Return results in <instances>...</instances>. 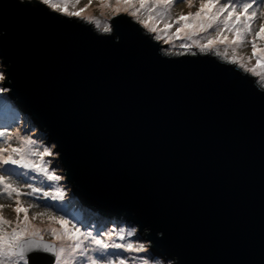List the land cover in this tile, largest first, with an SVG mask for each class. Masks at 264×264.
I'll return each instance as SVG.
<instances>
[{
    "label": "water",
    "instance_id": "obj_1",
    "mask_svg": "<svg viewBox=\"0 0 264 264\" xmlns=\"http://www.w3.org/2000/svg\"><path fill=\"white\" fill-rule=\"evenodd\" d=\"M66 7L0 0V62L72 194L174 264H264V80L213 53L171 55L127 14Z\"/></svg>",
    "mask_w": 264,
    "mask_h": 264
},
{
    "label": "snow or ice",
    "instance_id": "obj_2",
    "mask_svg": "<svg viewBox=\"0 0 264 264\" xmlns=\"http://www.w3.org/2000/svg\"><path fill=\"white\" fill-rule=\"evenodd\" d=\"M183 3L185 0H154V2L149 7L146 3V0H116L117 7L115 11L119 14L121 11L128 13L130 16L134 17L139 23L143 24L145 28L148 29L151 33H156L154 39L161 40L164 39L165 42L170 41L168 35L170 25L165 20L163 29L157 28L153 24H150L148 21L153 20L155 16L157 21L164 20L165 17L169 15V11L173 3ZM42 3L49 5L51 8L56 11H65L67 12V7H61L58 4L52 2V0H42ZM137 3L139 7H137ZM256 3V0H224V3H221L220 0H201L200 10L194 15L189 13L191 17V23H185L187 17L181 15L176 23L180 25L177 28V31L174 35H179L181 32L188 31V34L191 35L195 31H204L206 32L209 28H213L215 25L216 28V39L209 38L208 42L203 45H199L201 51L212 50V47L216 43H227L229 47L232 48V56L230 63L237 64L240 68H245L247 71H251L254 75L260 76L261 80H264V68H261L258 71L255 67L248 69L244 63L243 58H240L236 55V50L244 42L245 38L249 35L252 36L250 41L252 45L253 55L256 56L257 63L264 60V49L259 50L257 48L256 37H259L261 40H264V11L254 10L253 5ZM189 7L192 6V0H188ZM264 4V0H262ZM105 7H110L111 5H104ZM122 6V7H121ZM87 7V6H86ZM213 8L215 11H213ZM144 9L146 11L147 20L141 19L140 11ZM84 9L79 11H73L69 14L72 16H81ZM222 17V18H221ZM91 19V18H89ZM97 26L99 27V21H96ZM259 23L258 30L253 29V25ZM227 29L229 32L233 33L234 39L231 41L228 40V37L223 35V30ZM112 29L109 26L103 28L104 32H110ZM218 55H223L225 58H228L229 53L227 51L223 53H217ZM4 77L0 74V80H3ZM6 91V89L0 88V92ZM0 126H3V120L0 119ZM5 133L0 132V136H4ZM11 139V137H8ZM22 144L25 147L22 148H0V197H7L9 199L13 198V194L16 196V207L13 209L17 213V222L16 226L11 230L7 231L5 226L10 224L8 221L0 214V264H29L28 254L43 252L51 253L56 260V264H74L75 257L79 251V255L86 257L87 264H99L100 261L107 259V264H115V262L108 257L116 255V253H109V249H124L129 252H144L145 248L143 245L139 247H134L132 243H117L113 240L112 234H108L107 241L99 238L103 235L101 232H97L96 236H90L91 243L95 245V248L92 249L96 254V258H93L88 255L87 250L83 247L82 241L79 239V229L75 231H70L67 227L68 221L63 217H50L55 223L62 226V230L57 228H50V234L56 238V240H68L72 241L68 246L61 245L57 247L54 243H47L44 240L43 235L41 234V229L34 227L29 221L28 209L20 206L19 197L22 195L19 187L14 186L10 180L15 177L17 179H22L25 177L26 173L21 172L20 169H30L33 172H40L51 181H59L62 177L55 174V172H49V169L45 166L47 163L43 160L46 156L54 155L52 151L48 148H45L43 151H32L27 146L33 144V141L30 139H24ZM8 153L5 155L4 153ZM15 154V156H14ZM29 156H38L40 157L41 163L37 164L35 161L30 160ZM15 165L13 167H5ZM51 185H49L50 187ZM29 187L31 185L29 184ZM39 189L32 188V190L26 195L32 196ZM44 197H51V200H63L64 193L61 190H57L55 195L51 193H44ZM46 207H57V210H62V206H57L51 204L50 201H45ZM5 205H0V212H2ZM23 212L24 218L23 221H20L19 214ZM37 216H44L45 213H37ZM90 235V234H89ZM121 241L125 240V236L121 234L119 236ZM107 254V255H106ZM119 264H125V261L121 259ZM141 264H148L147 259H143Z\"/></svg>",
    "mask_w": 264,
    "mask_h": 264
},
{
    "label": "rangeland",
    "instance_id": "obj_3",
    "mask_svg": "<svg viewBox=\"0 0 264 264\" xmlns=\"http://www.w3.org/2000/svg\"><path fill=\"white\" fill-rule=\"evenodd\" d=\"M52 2L112 16H117L120 14L129 15L124 11H121L119 14L116 13V0H52ZM200 2L201 0H192L191 7H189L188 0H185V2L183 3L174 2L169 11V15L165 17L164 20H160L157 22V28L160 29H163L165 20L170 25V32L168 33L170 41L167 43L164 39H161L159 41L166 45L164 49L171 55H182L184 53L194 54L197 52L213 53L214 55H218V52L223 53L227 51L229 53L228 58H225L223 55L218 56L230 61L232 56V49L229 48L226 43H216L213 45L212 50L201 51L199 47V45L206 44L209 38L216 39V31L214 30L216 28L215 25L213 26V28H209L206 32L195 31L191 35L183 32L179 35H174L177 31V28L180 27V25L176 23V20L181 15H183L187 17L188 23H191V17L188 14L192 13L194 15L196 12H198L200 10ZM220 2L224 3V0H220ZM244 2H248V0H244ZM102 4L111 6L104 7L102 6ZM147 4L150 7L152 4V0H148ZM137 7H139L138 3ZM253 9L264 11V4H262V0H256V3L253 5ZM140 16L143 20L148 19L146 11L144 9H141ZM132 18L137 21L134 17ZM260 23H264V21H261ZM141 25L144 27L143 24ZM258 28L259 23L253 25L254 30H258ZM145 31L149 32L147 28H145ZM152 34L154 36L156 35V33ZM228 34L230 36H233V33L229 32L227 29H224L223 35L226 36ZM251 39V35L245 38V42L236 50V55L240 58H243L244 63L247 67H264V60L260 61V63L258 64L256 56L253 55L252 45L250 43ZM256 41L258 50L264 49V40L256 37ZM240 55H243L244 57H241ZM0 74H2L5 79V73L3 71V65L1 64V62ZM4 79L0 80V88L6 89V91L0 92V104L4 106L5 109H14L15 105L7 95V87L4 86ZM6 95L8 98L6 97ZM1 110L3 113H5L3 109ZM16 117L14 116V120L11 116H7L8 120L16 121L17 124L14 125L15 127L11 134L5 133L4 136H0V148H22L25 147L22 144V141L24 139H30L33 141V144L27 146V148H30L32 151H43L45 148H48L54 153V155L44 157L43 160L49 162L45 166L49 169L50 173L55 172L56 175L62 177V179H60L59 181H51L44 177L40 172H33L30 169H20L21 172H24L28 175H26L22 179L13 177L10 180V182L14 186L20 188L22 193V195H20L19 197L20 206L28 209L27 214L29 217V221L34 227L41 229V234L43 235L44 239L55 242L57 247L63 245L62 241L56 240V238L53 237L49 231L52 226L59 227L55 223V221L50 219V217H63L69 222L68 224L73 231H75V229L77 228L79 229V234L81 235L80 239L81 241H83V247L87 250L88 255L93 258H96L97 254L92 250L95 248V245L91 243L90 236H96L97 232H101L103 233V235L99 238L104 239L105 242H108V234L111 233L113 240L117 243H132L134 247L143 245L145 248L144 252H129L124 249H109V253H116V255L108 257L109 259L113 260L115 264H119V261L121 259L125 261V264H141V261L143 259H147L148 264H174L173 260H170L169 258L158 257L154 253V251L151 249V243L146 239L144 232L139 231L137 225L132 224L130 221L124 222L119 219H113L109 224L106 225L104 216L97 214L92 217V211L84 208L74 199V197L71 196V185L66 181L63 166L57 159L58 153L56 152L55 145L53 143L47 142L46 140L47 132H40L36 127L32 128L33 123L29 119L30 117L28 115H25L24 113L23 115L18 113V116ZM8 137H11V139H8ZM4 154L7 155L8 153L6 152ZM28 158L35 161L37 164L41 163L40 157L38 156H29ZM5 167L16 168L18 166L11 165ZM29 184L31 185V187H29ZM49 185L51 186L49 187ZM32 188L39 189V191L32 196L26 195V193L30 192ZM57 190H61L64 193V199L60 200L61 202H58V200H51V197H44V193H51L52 195H55ZM15 200V194H13L12 199H9L7 197H0V205H5L0 214H2L5 219L11 222L10 224L5 226L7 231H11L16 226L17 213L13 210L17 206ZM45 201H50L53 205L62 206V210H57V207H46ZM37 213H45V215L37 216ZM23 218L24 213L21 212L19 214L20 221H23ZM121 234L125 236V240L123 241L119 239V236ZM50 255L51 253L42 254L40 252L37 256V259L39 260V262H41L40 264H43L42 262ZM76 257V264H87L86 257L80 256L79 251L77 252ZM53 264H56V260ZM99 264H107V259L100 261Z\"/></svg>",
    "mask_w": 264,
    "mask_h": 264
},
{
    "label": "trees",
    "instance_id": "obj_4",
    "mask_svg": "<svg viewBox=\"0 0 264 264\" xmlns=\"http://www.w3.org/2000/svg\"><path fill=\"white\" fill-rule=\"evenodd\" d=\"M6 97H7V95H6ZM8 98V97H7ZM15 108L13 109H5L4 108V106H2L1 104H0V119H2L3 120V126H0V132H2V133H8V134H11L12 133V131L14 130V125L15 124H17V122L16 121H12V120H8L7 119V116H11L13 119H14V116L16 117V116H18V113L19 114H22L23 115V112L22 111H20L16 106H14ZM1 109H3L4 111H5V113H3L2 112V110ZM25 114V113H24ZM26 115V114H25ZM17 118V117H16ZM29 118V117H28ZM30 119V118H29ZM15 120V119H14ZM32 122V121H31ZM33 123V122H32ZM35 124L33 123L32 124V128H34V127H36L38 130H39V128H38V126L37 125H35ZM41 132V131H40ZM41 135V134H40ZM46 140H47V138H46ZM71 196L72 197H74V199L79 203V201L77 200V198L73 195V194H71ZM80 204V203H79ZM81 205V204H80ZM90 210V209H89ZM97 213V212H96ZM97 214H99V213H97ZM99 215H101V214H99ZM101 216H104V215H101ZM104 217H106V216H104Z\"/></svg>",
    "mask_w": 264,
    "mask_h": 264
},
{
    "label": "bare ground",
    "instance_id": "obj_5",
    "mask_svg": "<svg viewBox=\"0 0 264 264\" xmlns=\"http://www.w3.org/2000/svg\"><path fill=\"white\" fill-rule=\"evenodd\" d=\"M147 1L148 0H146V3H147ZM154 2V0H152V3ZM105 4H102V6H104ZM105 7V6H104ZM213 10H215V9H213ZM158 21L156 20V18H154L153 17V20H151V21H149V23L150 24H153L154 26H158V23H157ZM185 23H188V20H186L185 21ZM169 32H170V30H169ZM185 33H188V31H184ZM181 33H183V32H181ZM180 33V34H181ZM227 37H228V40L229 41H231L232 39H234V36H230L229 34L228 35H226ZM227 44V43H226ZM228 46V45H227ZM229 47V46H228ZM229 48H231V47H229ZM232 49V48H231ZM238 49V48H237ZM258 53H259V50H258ZM241 57H244L243 55H240ZM58 202H61L60 200H58ZM57 224V223H56ZM53 225V224H52ZM59 227H55L54 226V228H57L58 230H62V226L60 225V224H57ZM67 227L69 228V230L70 231H73L72 230V228L69 226V224L67 225ZM51 228H53V226L51 227ZM81 238V235L79 234V239ZM60 241H62V243H63V245L64 246H68L69 244H71L72 243V241H68V240H66V239H64V240H60ZM80 241H81V239H80ZM82 243H83V241H82ZM83 257V256H82ZM76 258L77 257H75V261H74V264H76L77 262H76Z\"/></svg>",
    "mask_w": 264,
    "mask_h": 264
},
{
    "label": "clouds",
    "instance_id": "obj_6",
    "mask_svg": "<svg viewBox=\"0 0 264 264\" xmlns=\"http://www.w3.org/2000/svg\"><path fill=\"white\" fill-rule=\"evenodd\" d=\"M31 120V119H30ZM32 121V120H31ZM80 203V202H79ZM81 204V203H80ZM82 205V204H81ZM84 208H87V209H90V208H88V207H86V206H84V205H82ZM91 211H92V209H90ZM100 214V213H99ZM102 215V214H101ZM105 216V215H104ZM122 221H124L125 222V220H122Z\"/></svg>",
    "mask_w": 264,
    "mask_h": 264
}]
</instances>
